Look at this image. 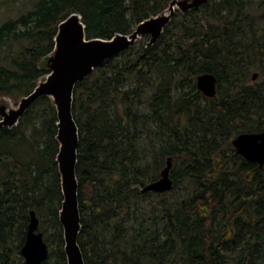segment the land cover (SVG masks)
I'll list each match as a JSON object with an SVG mask.
<instances>
[{"label":"trees","instance_id":"obj_1","mask_svg":"<svg viewBox=\"0 0 264 264\" xmlns=\"http://www.w3.org/2000/svg\"><path fill=\"white\" fill-rule=\"evenodd\" d=\"M172 1L0 0V98L21 100L49 74L42 64L70 15L82 17L87 39L110 40ZM148 43L74 90L85 264H264V168L232 146L264 131V0L177 12ZM204 73L218 79L215 98L197 89ZM57 122L42 97L0 129V264H23L31 211L50 249L43 264H68ZM169 158L173 189L143 193Z\"/></svg>","mask_w":264,"mask_h":264},{"label":"water","instance_id":"obj_2","mask_svg":"<svg viewBox=\"0 0 264 264\" xmlns=\"http://www.w3.org/2000/svg\"><path fill=\"white\" fill-rule=\"evenodd\" d=\"M210 0H173L161 14L136 26L130 35H115L110 40L86 37L85 26L79 14H72L58 25L54 51L47 57L49 74L44 77L34 91L22 98L14 109L0 110V129L15 127L27 110L40 98L52 100L57 112V141L59 152L57 163L61 176L63 193L60 224L64 232L65 255L68 264H85L78 238L81 232L79 209V184L76 175L78 164L79 130L73 115L74 90L105 61L115 58L133 47L141 38L149 37L148 47L160 40L165 28L177 12L186 14L200 8ZM258 74H254L256 80ZM197 89L207 98H215L218 92V79L210 73L196 77ZM236 154L249 162L264 168V131L240 134L232 140ZM172 159L161 172V178L148 184L143 193H167L173 189L170 178ZM39 219L30 212V223L26 241L21 249L24 264H43L49 259L50 249L44 234L39 230Z\"/></svg>","mask_w":264,"mask_h":264},{"label":"rangeland","instance_id":"obj_3","mask_svg":"<svg viewBox=\"0 0 264 264\" xmlns=\"http://www.w3.org/2000/svg\"><path fill=\"white\" fill-rule=\"evenodd\" d=\"M135 28L136 27H134V29ZM139 41L140 42L147 43L149 41V37H144L143 39H140ZM42 67L46 69L48 67L47 62H44L42 64ZM256 72H258V71H256ZM257 81H259V82H262L263 81V78H261V75L259 76V78L257 79ZM19 102H20V100L14 101V100H12L10 98H7V97H1L0 98V110L1 109H4V108L5 109H8V110L14 109V108H16L18 106ZM16 259H18V258L16 257ZM22 263L24 264V258H23V262Z\"/></svg>","mask_w":264,"mask_h":264},{"label":"bare ground","instance_id":"obj_4","mask_svg":"<svg viewBox=\"0 0 264 264\" xmlns=\"http://www.w3.org/2000/svg\"><path fill=\"white\" fill-rule=\"evenodd\" d=\"M144 38V37H143ZM142 39V38H141Z\"/></svg>","mask_w":264,"mask_h":264}]
</instances>
